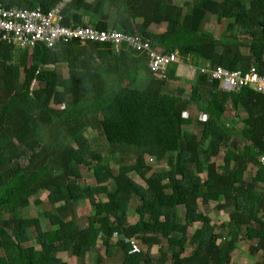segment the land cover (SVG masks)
<instances>
[{"label":"trees","instance_id":"16d2710c","mask_svg":"<svg viewBox=\"0 0 264 264\" xmlns=\"http://www.w3.org/2000/svg\"><path fill=\"white\" fill-rule=\"evenodd\" d=\"M0 1L7 8L37 4L49 10L60 0ZM84 13L87 22L75 20ZM63 15L67 26L139 34L164 53H176L182 63L192 59L195 80L185 96L181 88L170 86L178 64L168 68L163 80L149 70L143 54L125 48L117 55L108 44L74 41L54 50H33L41 69L61 62L69 69L68 77L55 68L47 70L46 79L33 88L38 73L29 67V50L16 54L0 39V264H70L59 256L62 251L75 256L76 264H85L89 253L95 254L96 264H105L106 258L113 264H190L192 259V264H230L240 239L250 254H261L255 264H264V95L247 87L238 94L222 91L218 81L200 73L222 67L245 74L254 68L264 76V0H71ZM208 16L223 21L230 37L218 39L205 30ZM153 25H165L166 31L153 33ZM140 75L148 79L144 88L136 86ZM190 105L206 118L197 121L199 135L185 139ZM227 106L233 114L229 119ZM96 129L113 150L139 149L156 160L167 159L169 169L154 179L146 178L150 167L143 170L144 187L130 177L136 165L123 163L117 173L109 165L104 170L96 166L97 185L87 188L94 210L80 227L70 187L75 170L92 160L102 162L86 135ZM206 141L209 147L202 151ZM215 143L226 149L220 172L210 163L219 155ZM250 166L256 172L247 181ZM194 174L205 175L200 188L189 181ZM42 191L48 192L49 206L42 215L53 230L43 228L41 216L23 215L30 198ZM198 196L201 205L213 202L228 211L223 238L204 220ZM135 198L136 237L147 250L133 251L132 245L112 241L129 225ZM194 223L201 228L188 234ZM32 228L40 247L27 249ZM52 231L54 238L41 241ZM154 246H159V256L152 254ZM188 246L199 252L196 257L183 256Z\"/></svg>","mask_w":264,"mask_h":264},{"label":"rangeland","instance_id":"374dc122","mask_svg":"<svg viewBox=\"0 0 264 264\" xmlns=\"http://www.w3.org/2000/svg\"><path fill=\"white\" fill-rule=\"evenodd\" d=\"M92 1V0H90ZM223 3H229L234 0H220ZM80 14L77 15L76 19L81 20V22H85L83 20V16H87ZM224 22L218 21L214 16H208L204 25V29L212 32L216 38H226L230 37L229 33L225 34L223 29ZM264 29V27H263ZM242 52H246V48H241ZM19 50H16V54ZM29 67L35 70L38 74L37 79L34 81L32 87L37 88L39 86V82L46 79L47 70L49 69H57L58 71L62 72L65 77L69 75V69L66 62H61L55 66H49L45 69L40 68V63L35 59L34 51H29ZM183 65L181 71L177 75V79L170 82L171 89L181 88L184 92L185 96L190 94L191 86L194 83L195 75H196V68L193 66V60L187 59L186 62L182 63L181 59L178 57V66ZM185 65V66H184ZM179 70V68H178ZM176 70V71H178ZM148 79L144 75H140L139 81L136 84L137 87L144 88L147 85ZM53 107L57 108L56 106L52 105ZM60 108V107H58ZM185 115L188 116L191 120L189 125L183 126L184 137L185 139H189L190 135L196 134L197 136L200 133V129L197 125V121L204 120L206 118L205 115H202L196 110L195 105H190L188 110L185 112ZM233 116L232 112L230 111V107L227 106V111L225 113V118L229 119ZM236 129L240 131L242 129V125L239 124ZM87 137L93 142L96 147V151L102 156V162H98L97 160H92L89 166H82L79 169L74 171L75 183L70 187L71 195L73 199L77 200L75 205V212H76V222L77 225L80 227H84L88 224V216L93 212L94 208L91 203L90 192L87 188L95 187L97 182L94 177V169L95 167H99L101 170H104L107 165H109L115 173L118 172L119 166L121 164H128V165H136L137 169L130 173V177L140 184L141 186L146 187L145 180L141 177V172L146 168L150 167L151 170L147 173L146 178H156L158 172L168 170L169 166L167 163V159L165 160H156L154 157L150 156L149 154L141 152L139 149L136 148H127L123 153L120 151L113 150L111 148L106 138L103 136L101 130L96 129L94 132H88ZM208 141L200 145V149L202 151H207L208 149ZM215 149L219 150V155L215 158L210 159V163H213L218 172L221 171L223 166V159L222 156L225 153L226 149L217 143L214 144ZM54 173L57 174V170L55 167H52ZM256 169L254 167H249L245 176V180L249 181L255 174ZM205 180L204 174H194L190 179V183L193 187L200 188L202 183ZM113 181H110V187L112 188ZM47 191H42L40 195L33 196L30 198V205L27 206L23 210V215L25 217H34V216H41L42 219V226L43 228H49L53 230L55 227L49 224V221L43 217L44 209L49 208L46 205L47 202ZM39 198V202L36 199ZM97 199L107 200L106 195H97ZM139 201L137 198L132 200L130 205L128 216H129V225L124 228L122 234L118 235L115 234L112 238V241L117 246H125V245H132L133 248H137L138 250H147L146 246H142L139 240L137 239V231L135 229V224L138 221V213L136 212V206L138 205ZM198 204L200 207V211L203 213L204 220L209 224L213 225L216 229V233L219 234V239L223 238L226 233V224L229 221L228 211L225 209H219L217 207L218 204L216 203H209V205H201V197L198 196ZM62 204H57L55 206H59ZM178 214H183V209L181 207L178 208ZM201 223H194L187 228L188 234H192L196 229L201 228ZM264 231V226H263ZM49 235L44 234L40 238L41 241L49 240L50 238H54L55 234ZM32 240L27 243L26 248H39L40 242L36 240L37 231L35 228L31 229ZM99 243L102 242V239L98 240ZM219 242V240H218ZM164 249H167L166 242L164 241ZM152 254L155 256H159V246H154L152 248ZM102 255H104V249L101 250ZM190 253H194V249L192 247H187L183 253V256H187ZM199 252L194 253L193 258L198 255ZM59 256L63 258L65 261L69 262L70 264H76L78 262L75 256L69 255L66 251L59 252ZM261 254L257 253L256 255H252L249 252V248L245 242V240L240 239L237 247L232 253V261L230 264H255L256 262L260 261ZM193 263V259L190 261V264ZM85 264H96L95 262V254L89 253L86 256ZM105 264H113L111 259L106 258ZM169 264V263H168Z\"/></svg>","mask_w":264,"mask_h":264},{"label":"built area","instance_id":"2783aa9c","mask_svg":"<svg viewBox=\"0 0 264 264\" xmlns=\"http://www.w3.org/2000/svg\"><path fill=\"white\" fill-rule=\"evenodd\" d=\"M71 0H60L49 10L39 5L34 8H7L0 1V39L16 50H34L37 46L56 49L62 43L78 41L108 44L119 55L125 48L143 54L147 58L149 70L158 78L167 80V70L172 64H178L176 53H164L148 39L139 34H128L116 29L98 30L91 25L64 24L63 11ZM75 24L74 22H72ZM201 74H209L210 79L219 83V89L238 94L244 87L264 95V76L251 68L245 74L240 71H228L222 67L214 70L200 69ZM134 251H138L134 248Z\"/></svg>","mask_w":264,"mask_h":264},{"label":"crops","instance_id":"0c3cea01","mask_svg":"<svg viewBox=\"0 0 264 264\" xmlns=\"http://www.w3.org/2000/svg\"><path fill=\"white\" fill-rule=\"evenodd\" d=\"M83 18H84L83 20H85V22H87L89 20V17L88 16H83ZM73 21H74V17H73ZM150 30L153 33L160 34V33H164L166 31V26L165 25H153V26L150 27ZM182 66L183 65L177 66V69L176 70H178V68H179V70L175 72V74H174L175 77H177V75L181 71L180 69H182Z\"/></svg>","mask_w":264,"mask_h":264},{"label":"clouds","instance_id":"9594fccd","mask_svg":"<svg viewBox=\"0 0 264 264\" xmlns=\"http://www.w3.org/2000/svg\"><path fill=\"white\" fill-rule=\"evenodd\" d=\"M141 250V249H140ZM140 250H138V251H140ZM133 251H134V248H133Z\"/></svg>","mask_w":264,"mask_h":264}]
</instances>
